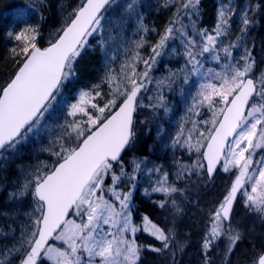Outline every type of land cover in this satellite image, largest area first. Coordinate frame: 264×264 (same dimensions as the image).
Masks as SVG:
<instances>
[{
    "label": "snow or ice",
    "instance_id": "snow-or-ice-1",
    "mask_svg": "<svg viewBox=\"0 0 264 264\" xmlns=\"http://www.w3.org/2000/svg\"><path fill=\"white\" fill-rule=\"evenodd\" d=\"M170 2L175 7L174 18L159 33L158 41L150 44L142 35L132 42L135 50L118 72L106 68L102 82L110 86L111 98L101 107L92 102L101 95L100 85L80 91L76 102L67 105L64 121L55 126L56 134L41 148L52 158L51 163L41 161L29 169L23 183L9 194L13 201L30 198L31 210L25 213L29 222L22 227L19 238L0 251V264H140L146 247L161 254L171 251L173 258L176 251L184 250L186 241L177 238L175 226V217L183 213V208L173 194L183 195L185 189L169 184L168 173L160 166L146 169L160 173L151 191L165 194L166 198L156 203L162 209L171 204L173 225H158L147 215L142 216V224H136L132 196L143 161L133 156L129 173L124 160V154L134 150L137 142L134 114L144 106L138 95L157 58L173 40L182 45L180 54L185 64L157 83L167 80L170 87L181 76L184 83L191 75L202 77L188 111L206 107L211 112L208 119L198 122L207 126L205 131L193 122L187 136L182 126L174 138L173 146L180 144L197 154L192 164L180 166L177 179L193 174L211 179L217 165L233 176L222 199L209 211L201 238L203 264H213L211 253L218 241L225 242L224 264H229L227 258L246 239V232L233 220L238 194L244 207L264 220V158L257 162L258 168L253 167L252 159L253 150L264 147V69H257L255 58L243 44L253 24L249 16L253 10L246 7L237 12L232 0L222 2L216 24L208 29L198 27L192 19L198 13L200 0ZM39 3L44 5L45 0ZM115 3L116 0H78L70 11L62 5L63 22L46 47L37 46L39 26L8 33L19 43L10 49L14 71L0 86V159H7L5 153L16 151L18 145L27 142L29 134L44 126L45 113L52 109L64 84L76 77L79 58L91 47L89 37L101 35L97 43L102 50L105 48L102 22L106 19L104 13ZM126 11L136 14V0L127 4ZM237 14L239 35L232 40L231 20ZM184 17L189 23H183ZM149 31L141 16L137 32ZM145 45L151 50L147 58L139 51ZM241 48L243 54L237 58L234 50ZM171 52L177 53V49L173 47ZM209 57L223 61L220 71H201ZM138 63H143V71L137 70ZM158 99L163 107L164 97ZM125 177L130 185L122 191ZM144 194L150 195L147 189ZM138 231L154 237L159 246L138 243ZM253 253L250 264H264V246L257 249L253 244Z\"/></svg>",
    "mask_w": 264,
    "mask_h": 264
},
{
    "label": "rangeland",
    "instance_id": "rangeland-1",
    "mask_svg": "<svg viewBox=\"0 0 264 264\" xmlns=\"http://www.w3.org/2000/svg\"><path fill=\"white\" fill-rule=\"evenodd\" d=\"M216 1L217 9L215 13V22L211 27H208V29H211L217 22V12L220 4L222 2L227 3V0ZM129 2H131V0H116V3L104 13L106 19L102 22L104 24V32L102 35L106 41L105 48L102 50L97 43V41L101 39V35L94 34V38L89 37L91 47L85 51L97 52L100 59L99 79L97 84L100 85L99 91L101 95L96 96L95 100L92 102L98 103L101 107L111 98L109 95L111 91L110 86L102 82L106 68L112 67L118 72L120 65L132 54V51L135 50L132 42L139 40L142 35H145V38L150 44H155L159 39V33H162L164 30L159 29L155 24V18L158 13L172 5L170 0H136V14H130L126 11V6ZM166 3L168 4L167 7L164 6ZM232 3L237 8V12L248 7L246 4L238 5L235 0H232ZM141 16L143 17V24L150 29L147 34L137 32L138 21ZM249 16L251 17L250 12ZM252 27L253 24L248 28L247 35L243 41L247 49L250 38L249 32ZM231 28V39L235 40L236 36L239 35V14L232 17ZM151 29H155V31L153 32ZM173 47L177 49V53L171 52V48ZM139 51L144 58H147L151 52L148 45H145V47ZM182 52L183 49L177 42L169 41L168 48L165 50L164 54L157 58V63L149 73V78L145 80V87L141 89L137 98L144 106L137 108V113H139L140 116L137 122V129L135 124L137 133L136 146L139 144L138 140L141 136L139 134V127L143 125L141 122H144V113L147 114L146 117H148V115L152 116L151 114L154 113L159 114L161 118L154 119V116L151 118L153 120L149 128L150 134L145 141L144 152L141 155H135L134 153L137 152L135 146L134 150L130 151V155L125 160L126 171L129 173L132 172L133 167L129 161H131L133 156L143 161L140 166L141 170L136 174V187L133 190L132 196L133 221L136 224H142V216L145 214L142 212H135L137 204L135 196L148 199L154 203L166 198L163 193L151 191L152 187L155 186L156 180L160 178V173H149L146 169L160 166L163 171L168 173L169 184H174L178 188L182 186V182L189 177L185 176L183 179H177L176 173L181 165L192 164L196 160L197 154L194 149L192 152H189L187 147L181 146L180 144L173 146V140L177 137L182 126L184 129V136H187L188 130L193 126V122H197L200 131H205L207 126L198 122L208 119L211 116V112L206 107L196 108L192 112L188 111L193 104L192 97L196 94L199 84L203 82L202 77L191 75L188 78V83H184L183 77L181 76L179 79H176L175 83H172L170 87L167 80H165L164 84L157 83V81L168 77L170 72L177 71L185 64V59L180 54ZM233 54L239 58V56L243 54V48L234 50ZM220 55L223 57V53ZM222 63V60L217 62L209 57L205 61L204 69L201 71L207 68L220 71ZM137 70H144L143 63H138ZM75 78L64 84L61 89V94L53 101L52 109L49 110V113H45V120L42 121L44 126H42L37 133L29 134L27 142L18 145L16 151L5 153L4 155L7 159H0V251L5 247H11L19 238L22 227L29 222L25 213L31 210L30 198H26L22 201H13L9 198V194L16 191L20 184L23 183L24 174H26L29 169L35 168L41 161L51 163L52 158L49 157L47 152L41 151L42 146H46L49 139L56 134L54 131L55 126L64 121L68 110L67 105L76 102L80 91H89L93 87V84H89L85 87H73ZM160 96L164 97L162 101L163 107L160 106L161 101L158 99ZM217 107H219V105ZM165 109H167V111ZM197 112H199L200 115H197ZM143 134L145 135V132H143ZM193 135L195 137L196 134L193 133ZM182 140L183 137H181V141ZM258 149L260 148L253 150L252 159H255V152ZM262 158H264V151L255 160L253 167L258 168L259 164L257 162ZM194 175L195 174L192 176ZM232 179V174L223 172L220 167L217 179L211 191V193H214L213 197H216L218 192L221 191L224 194L226 187L230 184ZM129 185L130 181L125 177L120 186L121 190L127 191ZM145 189L148 190L150 195L144 194ZM222 196L218 198V201L222 199ZM233 220L234 223L238 224L239 227L246 232V236L249 238H260V240L264 242V220H262L258 214L249 212L244 207L243 198L240 195L239 203L233 209ZM136 239L138 243L146 246L151 245V240H155L154 237L143 231H138L136 233ZM224 247L225 245L221 246V250ZM146 251L150 252L151 250L146 247L141 253V259L145 257ZM246 264L250 263L248 262Z\"/></svg>",
    "mask_w": 264,
    "mask_h": 264
},
{
    "label": "trees",
    "instance_id": "trees-1",
    "mask_svg": "<svg viewBox=\"0 0 264 264\" xmlns=\"http://www.w3.org/2000/svg\"><path fill=\"white\" fill-rule=\"evenodd\" d=\"M239 4H246L253 11L251 17L253 19V27L250 29L248 49L256 60L257 69H264V0H235ZM78 0H45V4L41 5L39 0H0V86L4 85L9 74L14 71V64L10 55V49L19 42L13 38H9V32H19L25 27L39 26L40 35L37 37V46L45 47L50 37L54 34L55 29L60 27L63 22L65 13L61 12V6L70 11L75 7ZM260 5L259 8L256 5ZM217 9L216 0H200L198 5V13L192 19L197 21L200 28L211 27L215 22V13ZM175 7L170 5L157 14L155 24L159 29H164L165 25L173 19ZM43 17V19H42ZM183 23H189L187 17L183 18ZM179 27V25H176ZM164 31V30H163ZM190 31V29H189ZM177 42L181 48L179 40ZM100 59L97 52H85L76 65L77 75L73 82V87H85L89 84H97L99 79ZM167 87V86H162ZM143 115V125L139 127V144L136 146L135 155H141L145 149V141L150 134L151 119H159V114L152 113L146 117ZM140 114L135 113L134 121L137 127ZM145 132V135L143 134ZM144 138H143V137ZM264 151V147L255 152V159ZM130 155V152L124 154V160ZM218 172L213 180L209 181L206 175H194L182 182L179 188L185 189L183 195L173 194L177 203L183 208V213L175 217V226L177 238L184 242L186 246L184 250L176 251L175 257L171 251L166 250L164 253H156L146 251L145 257L141 259V264H203L201 256V238L204 234L205 227L209 219V211L217 205L218 198H221L223 192H218L216 197L211 193ZM137 200L135 212H142L149 219L164 227H172L173 225V208L169 203L164 209L158 204L135 196ZM170 199V198H169ZM239 203V194L237 201L233 205V209ZM160 242L151 240V245L159 246ZM253 244L259 249L264 246V242L260 238L246 236L243 243L239 244L237 249L227 258L229 264H246L250 263L253 253ZM224 241H218L215 250L211 253L213 264H224L225 247Z\"/></svg>",
    "mask_w": 264,
    "mask_h": 264
},
{
    "label": "water",
    "instance_id": "water-1",
    "mask_svg": "<svg viewBox=\"0 0 264 264\" xmlns=\"http://www.w3.org/2000/svg\"><path fill=\"white\" fill-rule=\"evenodd\" d=\"M47 46V45H46ZM45 46V47H46ZM230 140H231V137L229 138ZM219 167H220V165H217V171L213 174V177L211 178V179H209V177L206 175V177H207V179L209 180V181H211V180H213L214 179V177L216 176V174H217V172H218V170H219Z\"/></svg>",
    "mask_w": 264,
    "mask_h": 264
}]
</instances>
